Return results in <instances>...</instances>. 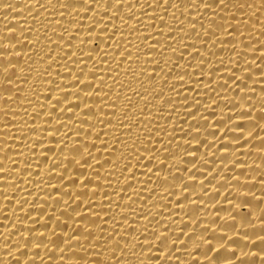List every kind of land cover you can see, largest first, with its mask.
<instances>
[{"label":"bare ground","instance_id":"6f19581e","mask_svg":"<svg viewBox=\"0 0 264 264\" xmlns=\"http://www.w3.org/2000/svg\"><path fill=\"white\" fill-rule=\"evenodd\" d=\"M0 264H264V0H0Z\"/></svg>","mask_w":264,"mask_h":264}]
</instances>
